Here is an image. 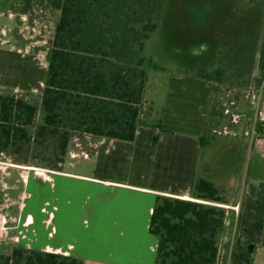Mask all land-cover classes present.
Returning a JSON list of instances; mask_svg holds the SVG:
<instances>
[{
  "label": "trees",
  "instance_id": "16d2710c",
  "mask_svg": "<svg viewBox=\"0 0 264 264\" xmlns=\"http://www.w3.org/2000/svg\"><path fill=\"white\" fill-rule=\"evenodd\" d=\"M39 1L60 12L44 88L38 101L0 91V155L61 170L78 134L136 139L143 123L148 66L162 69L144 51L159 20L169 13L166 4L171 0ZM222 1L229 12L230 33L213 53H217L215 69H199L195 76L228 83L235 90L253 87L257 73L264 81V0ZM216 115L211 111L202 145L210 143ZM253 172L259 176L252 178L240 203L234 264H252L246 246L264 245V160L257 158ZM216 180L204 173L194 188L195 198L212 203L157 196L150 222V232L158 238L157 264H218L221 240L229 227L227 208L220 205L228 203L227 190ZM0 264H85V260L15 244L8 253L0 251Z\"/></svg>",
  "mask_w": 264,
  "mask_h": 264
},
{
  "label": "rangeland",
  "instance_id": "374dc122",
  "mask_svg": "<svg viewBox=\"0 0 264 264\" xmlns=\"http://www.w3.org/2000/svg\"><path fill=\"white\" fill-rule=\"evenodd\" d=\"M168 4L169 13L159 20V27L144 51L147 59L162 69L148 66L144 94L148 100L144 99L142 112L149 115L150 111H158V114L154 112L151 124L156 122L155 117L157 124L161 122L160 128L167 124L168 131L176 133L177 141H183V137L197 139L200 129L204 135V124L211 111L218 113L212 123L210 143L201 144L197 180L208 173L227 190V200L232 204L224 205L229 209V231L221 240L218 264H234L240 203L250 190L252 178L259 176L253 172L257 158L264 160V81L258 79L257 73L253 87L235 90L228 83H207L196 77L199 69H215L217 53H213L223 47L222 41L230 33L226 26L229 12L224 10L222 0H171ZM59 15L58 10L39 0L31 4L29 0H0V91L38 101ZM201 120L204 127L199 125ZM90 139L91 136L82 134L74 137L67 158L68 170L96 175L101 172L103 165L95 154L87 158L82 153L95 150L89 144ZM71 152L78 155L73 156ZM122 160L118 153L110 157L113 171H128L129 166L124 168ZM49 173L48 168L20 163L13 155H0V251L8 253L17 243L20 205L26 201L25 197L29 198L27 210L41 205L42 198L41 201L31 198L36 195L33 176L49 180ZM43 188L49 190L50 184L44 183ZM43 206V213L49 217L53 205L46 201ZM94 235L98 236L96 232ZM254 244L250 252L252 264H264V245Z\"/></svg>",
  "mask_w": 264,
  "mask_h": 264
},
{
  "label": "crops",
  "instance_id": "0c3cea01",
  "mask_svg": "<svg viewBox=\"0 0 264 264\" xmlns=\"http://www.w3.org/2000/svg\"><path fill=\"white\" fill-rule=\"evenodd\" d=\"M154 112L159 113L142 114L134 141L91 136L95 150L82 153L98 158L103 165L98 175L68 170L66 160L61 170L48 168L49 180L33 176L36 195L31 198L42 201L38 209H26L28 197L20 205L16 244L74 255L85 264H157L158 238L150 232L157 196L204 201L194 197L203 134L200 129L197 139L177 141L167 124L160 128L156 117L151 124ZM207 121H200L204 130ZM116 153L123 167L133 171H113L110 157ZM44 183L50 184L49 190ZM46 201L53 205L49 217L43 213Z\"/></svg>",
  "mask_w": 264,
  "mask_h": 264
},
{
  "label": "water",
  "instance_id": "95a60500",
  "mask_svg": "<svg viewBox=\"0 0 264 264\" xmlns=\"http://www.w3.org/2000/svg\"><path fill=\"white\" fill-rule=\"evenodd\" d=\"M254 246H255L254 243H250L249 245L246 246L245 250H246L247 252H252Z\"/></svg>",
  "mask_w": 264,
  "mask_h": 264
},
{
  "label": "built area",
  "instance_id": "2783aa9c",
  "mask_svg": "<svg viewBox=\"0 0 264 264\" xmlns=\"http://www.w3.org/2000/svg\"><path fill=\"white\" fill-rule=\"evenodd\" d=\"M222 206H224L223 204H221ZM228 213H229V209H227V215H228ZM239 215V214H238Z\"/></svg>",
  "mask_w": 264,
  "mask_h": 264
}]
</instances>
